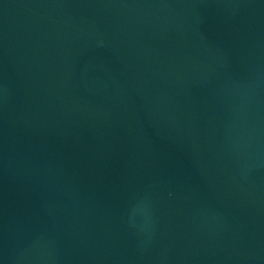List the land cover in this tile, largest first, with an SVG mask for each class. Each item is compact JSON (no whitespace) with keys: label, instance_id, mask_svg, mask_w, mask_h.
<instances>
[{"label":"water","instance_id":"95a60500","mask_svg":"<svg viewBox=\"0 0 264 264\" xmlns=\"http://www.w3.org/2000/svg\"><path fill=\"white\" fill-rule=\"evenodd\" d=\"M0 264H264V0H0Z\"/></svg>","mask_w":264,"mask_h":264}]
</instances>
